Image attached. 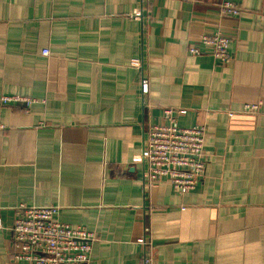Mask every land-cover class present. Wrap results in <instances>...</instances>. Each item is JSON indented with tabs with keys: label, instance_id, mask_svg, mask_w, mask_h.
Masks as SVG:
<instances>
[{
	"label": "crops",
	"instance_id": "0c3cea01",
	"mask_svg": "<svg viewBox=\"0 0 264 264\" xmlns=\"http://www.w3.org/2000/svg\"><path fill=\"white\" fill-rule=\"evenodd\" d=\"M217 31L229 62L200 43ZM4 95L36 103H0V264H27L10 229L29 206L94 234L89 264H145L148 248L151 264H264V0H0ZM165 109L205 128L186 194L143 186L144 135Z\"/></svg>",
	"mask_w": 264,
	"mask_h": 264
},
{
	"label": "built area",
	"instance_id": "2783aa9c",
	"mask_svg": "<svg viewBox=\"0 0 264 264\" xmlns=\"http://www.w3.org/2000/svg\"><path fill=\"white\" fill-rule=\"evenodd\" d=\"M220 12L224 15L237 16L239 8L229 2L221 3ZM202 46L211 49L215 60L229 62L231 53L230 40L214 32L200 38ZM200 50L189 48L188 54L198 55ZM47 56L48 52L43 51ZM138 66V65H137ZM148 80L142 77L140 90L142 95L148 93ZM3 106L22 104L26 108L36 101L23 96H1ZM242 112L256 115L257 104H247ZM185 114L184 110H163L165 124L151 125L146 129L141 162L144 167L143 186L150 193L159 182L167 181L178 194L195 190L205 174L206 164L203 160L205 128L194 126L179 127L176 115ZM229 117L233 113L228 114ZM56 206H29L18 208L11 231L14 247L13 258L27 264H89L94 234L82 227H71L56 221ZM151 249L146 251L145 264H151Z\"/></svg>",
	"mask_w": 264,
	"mask_h": 264
}]
</instances>
